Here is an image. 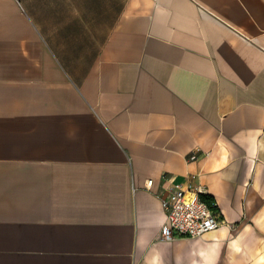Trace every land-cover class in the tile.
Listing matches in <instances>:
<instances>
[{"label": "crops", "instance_id": "0c3cea01", "mask_svg": "<svg viewBox=\"0 0 264 264\" xmlns=\"http://www.w3.org/2000/svg\"><path fill=\"white\" fill-rule=\"evenodd\" d=\"M0 264H264V0H0Z\"/></svg>", "mask_w": 264, "mask_h": 264}, {"label": "built area", "instance_id": "2783aa9c", "mask_svg": "<svg viewBox=\"0 0 264 264\" xmlns=\"http://www.w3.org/2000/svg\"><path fill=\"white\" fill-rule=\"evenodd\" d=\"M191 154L189 159L195 158ZM152 178L145 182L146 188L152 185ZM202 186L191 182H173L169 193L161 199L165 211V221L160 228L161 240H172L176 236L197 237L227 223L217 203L211 204L202 199Z\"/></svg>", "mask_w": 264, "mask_h": 264}, {"label": "trees", "instance_id": "16d2710c", "mask_svg": "<svg viewBox=\"0 0 264 264\" xmlns=\"http://www.w3.org/2000/svg\"><path fill=\"white\" fill-rule=\"evenodd\" d=\"M201 197H202V199H204L206 202H208L209 204H211V202L212 201H214V200H211V199H205L203 196H202V194H201Z\"/></svg>", "mask_w": 264, "mask_h": 264}]
</instances>
